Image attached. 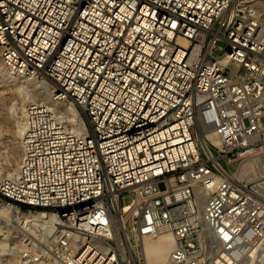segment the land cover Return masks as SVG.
Masks as SVG:
<instances>
[{
  "label": "built area",
  "instance_id": "obj_1",
  "mask_svg": "<svg viewBox=\"0 0 264 264\" xmlns=\"http://www.w3.org/2000/svg\"><path fill=\"white\" fill-rule=\"evenodd\" d=\"M0 58L50 91L0 167L19 264H264V0H0Z\"/></svg>",
  "mask_w": 264,
  "mask_h": 264
},
{
  "label": "bare ground",
  "instance_id": "obj_2",
  "mask_svg": "<svg viewBox=\"0 0 264 264\" xmlns=\"http://www.w3.org/2000/svg\"><path fill=\"white\" fill-rule=\"evenodd\" d=\"M2 75H3V77H6L7 79H9L10 82L17 84L19 87L18 91L20 92V94H19L20 98L15 100V99H11L8 97L9 98L8 100H10V102L7 100V102H9L8 105L6 104V97H7V96H5L6 94H4L3 92H0V106H2V109L5 111L7 116L11 115V114L14 116L15 119H13L14 124H13V128H12L13 129V135H14V137H16V139H19L21 137V134L23 131L22 115H23L25 107L30 102H35V101H40V100L48 101L49 97H50V91H49V88H48L46 82L43 83L44 86H40L42 84L41 80L37 81L35 79L16 78L12 74H10L8 71L4 72ZM24 83H26V84H30V83L35 84L36 83V87L38 89L35 87V89H33V90L31 89V91H25L22 89ZM6 85H8V84H6ZM32 87H33V85H32ZM27 88H29V86ZM66 110L69 113H71L73 115V117H75L77 115V109L72 105H66ZM0 124H1V121H0ZM3 131L0 127V146L3 144L2 143ZM3 154L4 153L2 152V148L0 147V157H2ZM19 156H20V149L17 146V148H15L12 152V161H11L10 165L6 166V167L5 166L2 167L0 164V167L4 168V172L6 175L12 176L17 172V165H18V161H19ZM168 241H170V240L167 239V242L163 241L164 243H158L156 245H150L149 247H147V249H146L147 264H168L169 254H170V251L172 249V244Z\"/></svg>",
  "mask_w": 264,
  "mask_h": 264
},
{
  "label": "rangeland",
  "instance_id": "obj_3",
  "mask_svg": "<svg viewBox=\"0 0 264 264\" xmlns=\"http://www.w3.org/2000/svg\"><path fill=\"white\" fill-rule=\"evenodd\" d=\"M1 65H2V62H1V58H0V84H1L0 85V92H3L4 94H6L5 95V96H7L6 97V104L8 105V103L10 102V100H8L9 98L15 99V100L20 98V95H19L20 92L18 91L19 87L17 84L10 82L9 79H7L6 77H3L2 74L4 72H7L8 70L3 65L2 66ZM6 84H8V85H6ZM32 85H33V87H32ZM28 86L30 89L27 88ZM35 87H36L35 84L24 83L22 89L25 91H31V89L33 90V89H35ZM7 100L9 102H7ZM13 119H15L14 116L12 114L7 116L5 111L2 109V106H0V121H1L0 127H1L2 131L4 130L3 131V139H2L3 144L0 146L2 148V152L4 153L2 155L3 158L0 157V164L2 167H4V166L6 167V166L10 165V163L12 161L13 150L15 148H17V146L19 148L20 138L16 139V137H14V135H13V129H12L13 124H14ZM131 200L132 199H131L130 195L125 194L123 196L122 203H123V205H128L131 203ZM0 264H19L18 258L15 255H12V253H11L10 244L8 246H6L0 242Z\"/></svg>",
  "mask_w": 264,
  "mask_h": 264
}]
</instances>
